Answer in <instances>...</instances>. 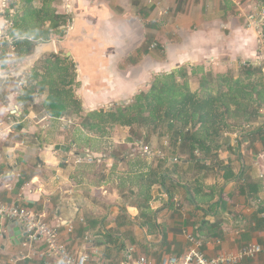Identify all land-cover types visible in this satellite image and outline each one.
<instances>
[{"label": "crops", "instance_id": "0c3cea01", "mask_svg": "<svg viewBox=\"0 0 264 264\" xmlns=\"http://www.w3.org/2000/svg\"><path fill=\"white\" fill-rule=\"evenodd\" d=\"M151 1L161 7L149 0L57 5L67 16L64 35L50 40L55 53L39 61L57 55L69 40L65 56L76 76L79 116H50L43 107L46 93L19 101L25 76L39 61L19 81L0 83V203L34 210L57 229L68 249L87 254L88 264H118L128 248L160 263L183 254L188 235L202 242L209 257L250 243L264 246L259 141L248 148L249 137L232 133L207 154L194 151L187 157L156 135L146 141L145 153L130 131L111 143L106 131L81 125L89 112L128 103L158 71L226 58L259 64L264 57L261 28L245 27L247 14L264 20V0ZM2 6L0 31L7 33L14 9ZM146 42L136 61V50ZM157 42L156 52L151 46ZM9 52L10 43L2 41L0 73L15 71L32 54L20 58L15 49L8 60ZM124 136L133 138L124 141ZM10 224L0 218V264H44L43 246L23 247L24 239L17 244L21 237L8 232ZM242 264H264V257Z\"/></svg>", "mask_w": 264, "mask_h": 264}, {"label": "trees", "instance_id": "16d2710c", "mask_svg": "<svg viewBox=\"0 0 264 264\" xmlns=\"http://www.w3.org/2000/svg\"><path fill=\"white\" fill-rule=\"evenodd\" d=\"M61 0H11L7 9H14L7 35L14 40L16 54L29 56L39 43L64 35L67 16L56 9ZM36 3V4H35ZM264 42V20L261 27ZM146 42L136 50V61L144 54ZM65 41L57 55L46 56L25 76L19 101L32 102L35 95L46 93L43 107L52 117L79 116L81 104L74 95L77 85L73 64L65 56ZM263 64L245 63L238 76L227 67L206 70L201 65H182L171 72L152 74L148 86L139 90L128 103L110 110L92 111L81 122L82 127L104 132L107 127H142L150 134L164 135L168 145L187 157L195 150L207 154L217 148L222 132L234 131L242 124L257 122L264 113ZM197 78V88L191 80ZM263 111V112H262ZM133 137L141 134L132 132ZM264 146V124L240 132ZM206 157V156H205Z\"/></svg>", "mask_w": 264, "mask_h": 264}, {"label": "built area", "instance_id": "2783aa9c", "mask_svg": "<svg viewBox=\"0 0 264 264\" xmlns=\"http://www.w3.org/2000/svg\"><path fill=\"white\" fill-rule=\"evenodd\" d=\"M7 1L9 0H0L3 3V8L7 6ZM232 1L236 3V0ZM148 3L156 7H161L159 3L152 2L151 0ZM167 13L168 9L162 12V14ZM245 21V27L249 29H259L263 25V20L256 18L252 13L245 16ZM5 29L0 31V45L4 40L10 43V52L7 54V58L11 60L15 57V46L10 41ZM151 47L153 48L155 45L153 44ZM260 62L264 63V57L260 58ZM141 149L145 153L148 152L147 146L141 145ZM0 218L19 224L22 232L25 233V238L22 243L23 247L31 248L37 244L43 246L41 257L44 264H88V255L85 253H76L68 249L60 240L57 229L48 224L34 210L24 205L0 203ZM2 233H4V229L0 228V236ZM187 242L189 243V247L183 254L166 256L160 263L153 262L146 256L136 255L133 248H128L125 252L124 259L118 264H242L247 260H252L259 256L264 257V246L258 244H246L232 252L219 253L214 257H209L202 251V242L196 236L188 235ZM8 264H16V262L10 261Z\"/></svg>", "mask_w": 264, "mask_h": 264}, {"label": "rangeland", "instance_id": "374dc122", "mask_svg": "<svg viewBox=\"0 0 264 264\" xmlns=\"http://www.w3.org/2000/svg\"><path fill=\"white\" fill-rule=\"evenodd\" d=\"M36 4V3H35ZM57 6V5H56ZM169 13V12H168ZM169 15V14H168ZM264 43V42H263ZM161 45H162V43H160ZM156 49V50H155ZM157 50H159L158 49V42H157V46H155L154 47V51H156L157 52ZM245 61L244 60H242V59H238V58H236V59H229V58H226V59H223V60H220V61H218V62H214V63H212V62H209V63H207V66H204V68L206 69V70H208V69H210V68H216V67H227L228 69H230V71L232 72V74L234 75V76H238V73L240 72V70H241V66H243L245 63H244ZM259 64H252V65H254V66H259L260 64H263L264 65V63H262V62H258ZM248 64H251V63H248ZM263 70H264V66H263ZM160 72H162V71H158V72H156V74L157 73H160ZM192 82H191V88L193 89V90H195L196 88H197V78H194L193 80H191ZM263 112V111H262ZM262 124H264V113H263V115H261V117H260V119L257 121V122H255V123H251V124H242V125H240V127H236L237 129L236 130H234L233 132L232 131H225V132H222V134L220 135L221 137H229V136H226V135H229V134H240V132H245V131H248V130H253V129H255V128H257L258 126H261ZM151 128L152 127H148L147 128V130H145V128H142V127H133L132 129H130V128H128V127H118V126H115V127H112V128H110V127H107L106 128V132L109 134V136H112L113 137V139L111 140V143H113L114 141H118L119 139V136L121 137V136H123V135H125V132L126 131H130V130H132V132H135L136 133V131L139 133L140 132V134H141V137L140 138H136V139H139L141 142H142V144H143V146H148L147 145V142L146 141H148V139H149V137L150 136H152V134H150V131L149 130H151ZM157 136V138L158 139H166L165 138V136L164 135H156ZM236 136H238V135H236ZM235 135H234V137H236ZM131 136H129V137H127V136H124V138H123V140L124 141H126V140H131L133 137H131ZM154 137V136H153ZM152 138V137H151ZM156 138V139H157ZM157 139V140H158ZM166 141V143H165V145L167 144V146H169L168 145V140L166 139L165 140ZM250 143V142H249ZM138 144H140V143H138ZM261 147L263 146V143H261L260 141H259V143H258ZM154 146H159V143L156 141V143L154 144ZM136 147H137V144H136ZM140 147H141V145H140ZM149 152V151H148ZM147 152V153H148ZM199 152L200 151H198V150H195V154L196 153H198V155H199ZM197 155V154H196Z\"/></svg>", "mask_w": 264, "mask_h": 264}, {"label": "water", "instance_id": "95a60500", "mask_svg": "<svg viewBox=\"0 0 264 264\" xmlns=\"http://www.w3.org/2000/svg\"><path fill=\"white\" fill-rule=\"evenodd\" d=\"M55 45L53 41L44 42L37 44L32 54L26 58L20 66L15 71L9 73H0V83L4 84L9 80L19 81L27 72H29L35 64L39 61V59L46 55V54H53L55 53ZM60 146H49L50 149H59ZM8 232L12 235L15 234L16 236L20 235L21 238H18L17 244L22 242L25 238V233L22 232V228L19 226L17 222H11L10 226L8 227Z\"/></svg>", "mask_w": 264, "mask_h": 264}]
</instances>
